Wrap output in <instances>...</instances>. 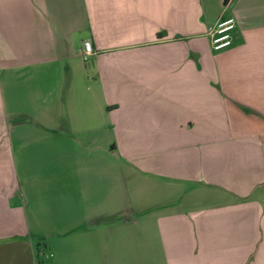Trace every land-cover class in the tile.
Instances as JSON below:
<instances>
[{"label": "crops", "instance_id": "obj_1", "mask_svg": "<svg viewBox=\"0 0 264 264\" xmlns=\"http://www.w3.org/2000/svg\"><path fill=\"white\" fill-rule=\"evenodd\" d=\"M230 16L232 43L213 50L207 31ZM87 91L136 181L189 188L136 192L101 214L87 174L99 177L102 159L51 171L72 175L66 197L93 208L50 264H264V0H0V264H37L40 251L14 163V140L29 139L11 136L8 118L27 100L47 134L81 131Z\"/></svg>", "mask_w": 264, "mask_h": 264}, {"label": "rangeland", "instance_id": "obj_2", "mask_svg": "<svg viewBox=\"0 0 264 264\" xmlns=\"http://www.w3.org/2000/svg\"><path fill=\"white\" fill-rule=\"evenodd\" d=\"M86 63L90 65V59ZM23 75L24 80L28 81L26 73ZM87 92H89L87 93L89 112L86 118L87 123L79 126L81 131L76 128L73 132L61 121L63 124H59L47 134L46 128H43L44 124L35 121L34 118V114L38 115L40 111L30 107L27 100H22L25 103L21 107L25 116L22 113L8 118L9 134L15 136L20 130L21 135L29 139L27 143L18 142V138L14 140V154L17 157L14 163L17 168L25 171L16 174V182L20 187V200L27 213L26 226L29 228L28 233H31L30 239L35 246V252L36 246L40 250L36 258L37 264H50L49 260L54 256L55 249L56 251L64 249L73 235L87 231L89 223L80 219L79 214L93 208L82 205V201L73 197L70 192L66 197V192L76 190L75 182L68 179L72 175L52 174L51 179L49 174L51 171H59L64 167L95 166L97 159H102L99 177L87 174V179H90L91 183L95 181L94 187L100 192L97 202L103 204L100 205L104 208L101 214L104 212L110 214L107 211L118 208L121 204H123L121 209L128 208L125 204H128L127 201L133 203L137 200L136 192L139 196L141 192L150 189L155 199L161 197L164 200L165 197L173 199L184 194L189 188L185 185L183 188L178 187L173 190L171 187L162 186L163 184H152L146 179L144 183L138 180L137 182L134 176L130 175L125 159H118L117 155L109 153V147L117 144L112 140L113 124L102 120L95 107V95L91 91ZM27 114H32L34 119ZM18 123L20 128H15ZM37 138L39 142L33 141ZM89 150L90 153H88ZM118 161L122 163L121 171L120 166H117ZM209 199L199 200L205 203L210 202L207 201ZM112 216L107 215L106 218L110 219ZM104 223V221L101 222V224ZM45 246L46 249H44ZM46 255L51 256L47 258ZM62 255L64 254L60 256Z\"/></svg>", "mask_w": 264, "mask_h": 264}, {"label": "built area", "instance_id": "obj_3", "mask_svg": "<svg viewBox=\"0 0 264 264\" xmlns=\"http://www.w3.org/2000/svg\"><path fill=\"white\" fill-rule=\"evenodd\" d=\"M236 19L232 16L221 17L218 21L211 26L207 34L210 39L211 48L213 50H221L231 45L232 43V30L235 28ZM93 54L90 41H84L83 52L81 57L86 61Z\"/></svg>", "mask_w": 264, "mask_h": 264}, {"label": "trees", "instance_id": "obj_4", "mask_svg": "<svg viewBox=\"0 0 264 264\" xmlns=\"http://www.w3.org/2000/svg\"><path fill=\"white\" fill-rule=\"evenodd\" d=\"M157 36H160V33L159 32L157 33Z\"/></svg>", "mask_w": 264, "mask_h": 264}]
</instances>
